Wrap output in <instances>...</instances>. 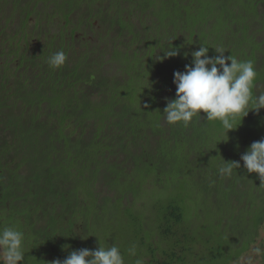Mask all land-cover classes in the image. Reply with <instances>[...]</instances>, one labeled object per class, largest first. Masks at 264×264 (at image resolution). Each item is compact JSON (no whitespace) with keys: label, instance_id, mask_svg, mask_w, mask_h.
<instances>
[{"label":"trees","instance_id":"trees-1","mask_svg":"<svg viewBox=\"0 0 264 264\" xmlns=\"http://www.w3.org/2000/svg\"><path fill=\"white\" fill-rule=\"evenodd\" d=\"M200 46L210 57L222 47L252 61L254 94L264 92V0H0V228L24 232L18 264L109 247L105 231L132 210V199L146 203L160 185L171 193L174 177L217 211L220 238L231 244H209L203 205L179 186L144 211L173 238L170 250L161 247L167 261L154 253L146 264H183L199 253L209 255L207 264L223 257L229 264L248 248L264 222V181L240 156L264 138V109L250 111L228 140L204 114L188 127L163 115L175 97L173 73ZM172 47L180 54L163 58ZM58 51L67 60L53 69L47 60ZM222 159L241 167L221 176ZM233 241L242 242L237 252Z\"/></svg>","mask_w":264,"mask_h":264},{"label":"clouds","instance_id":"clouds-1","mask_svg":"<svg viewBox=\"0 0 264 264\" xmlns=\"http://www.w3.org/2000/svg\"><path fill=\"white\" fill-rule=\"evenodd\" d=\"M208 51L209 47L200 46L191 53V64H185L183 71L173 73L175 97L166 100L163 115L169 125L188 127L193 118L204 114L207 121L221 123L228 140L227 133L237 129L250 111L258 114L264 109V92L254 94L258 73L252 61L225 56L226 50L222 47L214 49L218 54L215 56L210 57ZM163 53V58L176 57L180 50L172 47ZM184 55L187 57L188 54ZM66 60V54L58 51L48 57L47 63L51 68L59 69ZM240 161L247 173H255L260 181H264V138L252 142L240 156ZM240 167L239 161L223 160L217 171L227 177ZM127 251L130 256L137 257L135 245ZM250 253L246 264H253V257H264V249L258 246L252 247ZM24 260V232L10 226L0 228V264H18ZM51 264H125V258L119 246L112 244L73 250L63 260H53ZM135 264H145L144 258L137 257Z\"/></svg>","mask_w":264,"mask_h":264},{"label":"rangeland","instance_id":"rangeland-1","mask_svg":"<svg viewBox=\"0 0 264 264\" xmlns=\"http://www.w3.org/2000/svg\"><path fill=\"white\" fill-rule=\"evenodd\" d=\"M32 23V22H31ZM178 37H180L178 35ZM261 38V31H256L253 37L254 42H259ZM257 56H261L260 54ZM258 65H260V61L257 62ZM108 70L112 71L114 70V64H110L108 66ZM264 86V85H263ZM164 96L167 95L166 91H163ZM177 175V174H176ZM174 179H171V184L167 185L168 192L173 189V191L178 188L179 186H182L181 182H175ZM177 180V179H176ZM194 180V178H193ZM183 187V186H182ZM184 192H186V198L188 200H194L192 202L203 205V207H199V210L201 208V215L204 216L207 219L206 225L209 229V232L211 234V242H209L210 245H214L216 247L221 246H228L231 244V242H227L226 240L220 238V233L223 231L222 227L220 225H217L214 220L216 219L217 211L209 209L206 205L203 203H200L195 197L194 193H197V190L195 188H192L191 186H188L184 188ZM196 190V191H195ZM163 191L162 186L160 185L158 188L154 189L152 193L147 194L145 196V199H148L146 203L142 200H137L136 198L132 199V204L129 205L130 209L126 212L122 211V214H120L117 224H113L108 226L105 233L107 235L106 241L102 242L104 243V246H111L112 244H116L119 246L122 254L124 255L125 261L129 264H135V259L137 257H143L145 260V264L150 261L152 258L151 255L156 259V261H167V257L161 254L163 250H161V247H166L168 250H170L173 245V238L169 236H164L161 228H158V222L154 219L152 220L151 217H148L147 219H144V211H150L149 209H153V201L158 200L160 202H168L169 201V194ZM114 192L111 193L113 195ZM132 194H128L123 199V204L127 203V199H131ZM144 199V200H145ZM136 200V201H135ZM192 206V210H190L191 213H198L197 207L190 204ZM155 208V207H154ZM216 208V207H215ZM217 209V208H216ZM157 212L153 214V217L155 216ZM146 214L152 215L151 212H147ZM197 220V219H196ZM195 220V221H196ZM187 222H189L187 220ZM207 229V228H206ZM224 232V231H223ZM193 238V237H192ZM198 240H201L200 238H197ZM234 242V247L230 249V252H237L238 251V244L240 243L242 245V242ZM136 246V252L137 257H132L128 254V249L132 246ZM254 246L261 247L264 249V222L261 224V227H259V232L257 237L249 244L248 248L245 249L237 258L231 260L229 264H246V258L250 253V249ZM152 252V253H151ZM159 252V253H158ZM168 252V251H166ZM170 253V252H169ZM167 253V254H169ZM210 259L209 255L206 253H199L197 254L196 258L187 257L183 264H207L208 260ZM216 264H225V259L220 258L219 261ZM253 264H264V257L256 258L253 257Z\"/></svg>","mask_w":264,"mask_h":264}]
</instances>
